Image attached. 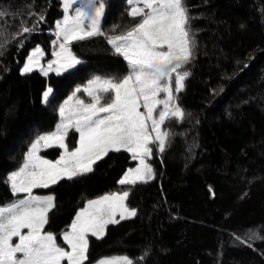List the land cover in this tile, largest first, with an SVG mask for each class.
Here are the masks:
<instances>
[{
    "label": "trees",
    "instance_id": "obj_1",
    "mask_svg": "<svg viewBox=\"0 0 264 264\" xmlns=\"http://www.w3.org/2000/svg\"><path fill=\"white\" fill-rule=\"evenodd\" d=\"M29 3L0 0V8L26 14ZM188 3L198 49L179 95L191 115L171 122L173 141L163 158L159 153L152 160L156 176L120 184L134 162L124 150L110 151L86 178H62L41 190L55 193L57 207L46 229L59 238L88 199L132 188L126 202L137 215L109 225L102 238L90 237L85 264L112 255H128L133 264H264V240L245 244L233 235L264 225V18L258 12L264 0ZM34 7L46 11L41 30L0 57V204L13 198L7 174L20 166L28 143L56 125L59 104L95 75L127 71L123 56L99 35L73 42L82 62L72 70L22 74L19 69L36 45L50 56L55 22L62 16L61 0H35ZM129 7L127 0H107L101 27L136 22ZM19 19L10 16L7 26L15 28ZM49 86L53 92L45 103ZM59 153L53 148L43 154L55 159ZM145 247L151 251L141 262Z\"/></svg>",
    "mask_w": 264,
    "mask_h": 264
},
{
    "label": "snow or ice",
    "instance_id": "obj_2",
    "mask_svg": "<svg viewBox=\"0 0 264 264\" xmlns=\"http://www.w3.org/2000/svg\"><path fill=\"white\" fill-rule=\"evenodd\" d=\"M34 3L30 0L26 14L0 8V57L12 44L23 47L26 39L41 30L46 11L36 9ZM127 4L129 16L138 18L136 22L123 28L113 24L106 31L101 20L107 0H62L63 17L55 22L56 39L52 40L53 59L47 61L45 68L41 63L44 49L36 45L19 69L27 74L39 68L45 76L54 68L63 72L82 62L73 51V42L99 35L127 61L126 73L95 75L86 85L77 86V93L83 88L91 99L76 97L74 105L65 101L58 109L61 120L56 130L38 133L29 144L23 163L7 174L15 198L0 204V264H85L90 233L104 236L106 225L119 222L117 212L120 219L137 215L138 209L126 203L132 188L88 199L62 232L66 242L63 246L57 234L45 227L50 222V212L57 207L55 193L40 195L33 189L47 188L65 177L70 181L86 178L97 161L110 151L121 149L139 163L128 168L119 183L136 185L138 181H149L157 174L149 158L156 151L163 158L173 141L171 122L182 123L191 115L179 95L192 75L191 63L198 49V29L193 26L188 0H127ZM258 12L264 18V6ZM17 15L19 23L9 28L6 21ZM25 15L34 19L29 22ZM241 27L246 25L242 23ZM52 92L51 86L43 92L45 103L50 102ZM70 128L79 133L78 146L71 148L66 142ZM52 145L62 149L58 158L40 155V149ZM261 230L264 225L250 228L245 233L247 238L233 235L251 244L255 239L264 240ZM150 251V247H145L139 260L145 261ZM98 264H133V259L128 255L104 257Z\"/></svg>",
    "mask_w": 264,
    "mask_h": 264
},
{
    "label": "rangeland",
    "instance_id": "obj_3",
    "mask_svg": "<svg viewBox=\"0 0 264 264\" xmlns=\"http://www.w3.org/2000/svg\"><path fill=\"white\" fill-rule=\"evenodd\" d=\"M61 9H62V16H61V18L60 19H62V17H63V7H62V0H61ZM101 22H102V20H101ZM55 27H56V24H55ZM55 33V32H54ZM75 42V41H74ZM45 52V51H44ZM31 54V51H30V53H29V55ZM50 59H53V56H52V53L50 54V56L45 52V55L42 57V60H41V63H42V65L46 68L47 67V61L48 60H50ZM26 60H27V58H26ZM26 60H25V62H26ZM24 62V63H25ZM127 62V61H126ZM76 66V65H75ZM74 66V67H75ZM23 67V66H22ZM74 67H72V68H70V69H66L65 71H63V72H56L55 71V68L53 69V71H50L49 73H48V75H50V74H63V73H65V72H67V71H69V70H72ZM33 71H38L40 74H42V75H44L41 71H40V69L39 68H34L33 69ZM45 76V75H44ZM87 84V83H86ZM85 84V85H86ZM48 88V87H47ZM46 88V89H47ZM73 93H75L76 95L75 96H73ZM52 94V93H51ZM51 94H50V96H51ZM161 95H163V94H161ZM49 96V97H50ZM69 97H72V99L71 100H69ZM76 97H81V98H85L86 100H90L91 98L90 97H88L87 96V93H85L84 91H83V88H81V90H80V92H76V90L74 91V92H72V94H70L69 96H67L60 104H59V106L57 107V115H58V121H57V123H56V125L53 127V129H51L50 131H47V132H54L55 130H56V126H57V124L60 122V120H61V117H60V114H59V107L62 105V104H64L65 103V101H67L68 102V105H74V103H75V100H76ZM162 107V106H161ZM143 110V109H142ZM73 133H75L76 135H75V137L74 136H72V134ZM35 138V137H34ZM33 138V139H34ZM32 139V140H33ZM31 140V141H32ZM78 140H79V133L74 129V128H70L69 129V134H68V137L66 138V142L69 144V147L71 148V146H70V143L73 145V146H78ZM31 141L28 143V145H27V149H28V146H29V144L31 143ZM72 146V147H73ZM53 148H58L59 150H60V153H61V151H62V149H60L59 148V146H57V145H52V146H50V147H48V148H42V149H40V155H42V156H46V155H44L43 153L45 152V151H47V150H50V149H53ZM121 150H124V149H121ZM27 151V150H26ZM112 151H115V150H112ZM124 151H126V150H124ZM127 152V151H126ZM60 153H59V155H60ZM129 153V152H128ZM130 155H131V157H132V154L131 153H129ZM155 154H159V152L158 151H156L155 152ZM155 154L152 156V157H150L149 158V163H152V160L154 159V156H155ZM47 157V156H46ZM48 158V157H47ZM58 158V157H57ZM24 159V158H23ZM23 159H22V161H21V163H20V165L23 163ZM48 159H51V158H48ZM56 159V158H55ZM55 159H53V160H55ZM132 160H133V162H134V164H133V166H131V168H135L136 166H137V164L139 163V161L138 160H134L133 158H132ZM153 164V163H152ZM153 166H154V168H155V165L153 164ZM130 168V167H129ZM13 171V170H12ZM127 171V170H126ZM66 178V177H65ZM152 180V179H151ZM138 182H142V181H138ZM10 185V184H9ZM49 186H51V185H49ZM48 186V187H49ZM47 187V188H48ZM44 189H46L45 187H37V188H35V189H33V192L34 193H36V194H40V195H46V194H49V193H43V192H41V190H44ZM122 191H124V190H121V191H115V192H122ZM12 194H13V192H12ZM18 195H24V194H18ZM15 197H14V194H13V198H12V200L14 199ZM127 203V202H126ZM86 206V203L84 204V206L83 207H85ZM131 218H133V217H125L124 219H120L119 218V212H117L116 213V219L119 221V222H121V221H123V220H126V219H131ZM74 219V218H73ZM118 222V223H119ZM114 224H117V223H109L108 225H106V228H105V231H106V229H107V227L109 226V225H114ZM46 227V226H45ZM67 230V229H66ZM24 231H27V229H24ZM90 237H95V238H102V237H96V236H94V235H92L91 233L89 234V239H90ZM14 239V241L17 239V238H13ZM57 240H58V242H60L61 244H62V246L66 243V242H64L63 241V237H62V233L59 235V238L57 237ZM122 256H124V255H112V256H107V257H122ZM102 258H104V257H102ZM102 258H100V259H98L96 262H94L93 264H98V261H101L102 260ZM85 263H86V261H85ZM65 264H66V262H65Z\"/></svg>",
    "mask_w": 264,
    "mask_h": 264
}]
</instances>
